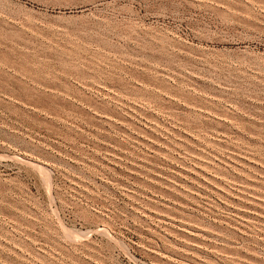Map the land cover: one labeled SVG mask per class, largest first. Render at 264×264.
Segmentation results:
<instances>
[{"label": "rangeland", "instance_id": "obj_1", "mask_svg": "<svg viewBox=\"0 0 264 264\" xmlns=\"http://www.w3.org/2000/svg\"><path fill=\"white\" fill-rule=\"evenodd\" d=\"M0 264H264V0H0Z\"/></svg>", "mask_w": 264, "mask_h": 264}]
</instances>
